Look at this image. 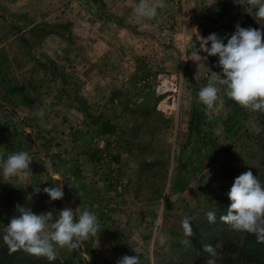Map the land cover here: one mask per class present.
<instances>
[{"label":"rangeland","instance_id":"rangeland-1","mask_svg":"<svg viewBox=\"0 0 264 264\" xmlns=\"http://www.w3.org/2000/svg\"><path fill=\"white\" fill-rule=\"evenodd\" d=\"M136 3L0 0V153L33 158L32 175L0 177V264H116L138 254L142 264H204L205 244L217 264H264V243L219 219L238 175L251 170L264 184V114L223 93L211 112L197 98L221 71L198 36H230L236 24L264 31V21L246 0H166L151 20L135 15ZM61 181L63 198L49 202L43 188ZM17 204L36 214L87 208L100 233L51 262L9 254L3 227Z\"/></svg>","mask_w":264,"mask_h":264},{"label":"clouds","instance_id":"clouds-1","mask_svg":"<svg viewBox=\"0 0 264 264\" xmlns=\"http://www.w3.org/2000/svg\"><path fill=\"white\" fill-rule=\"evenodd\" d=\"M246 3L253 10L256 20L264 21V0H246ZM165 7L166 0H138L133 11L136 16L151 20L158 15V9ZM198 37L201 51L207 56L217 57L216 66L221 70L213 72L207 84L199 89L198 102L211 112L223 93L239 107L264 114V31L236 24L230 36L221 37L212 33L207 37ZM34 115L42 118L43 109ZM41 160L43 167L52 174L51 161L43 155ZM32 162V156L23 150L6 158L0 153V177L8 181L21 174L30 176ZM63 184L61 181L55 186L43 188L49 202L63 198ZM227 196L230 204L226 214L219 217L220 221L230 230L254 235L258 243H264V184L248 170L234 179ZM15 211L16 215L3 227L2 240L9 254L23 251L51 262L57 258L58 249L76 250L100 233L97 216L87 208L73 210L65 207L59 211L36 214L30 207L17 204ZM205 216L208 223L216 222L215 210L206 212ZM190 222L188 217L181 221L185 237L182 243L186 246H189L187 238L193 235ZM158 243L161 246L167 243L163 234L159 236ZM133 251L137 253L135 249ZM203 252L208 256L204 264H217L219 253L213 245L205 244ZM116 264H142V259L139 254L123 255Z\"/></svg>","mask_w":264,"mask_h":264},{"label":"bare ground","instance_id":"bare-ground-1","mask_svg":"<svg viewBox=\"0 0 264 264\" xmlns=\"http://www.w3.org/2000/svg\"><path fill=\"white\" fill-rule=\"evenodd\" d=\"M161 107H165V105L162 103V104H161Z\"/></svg>","mask_w":264,"mask_h":264}]
</instances>
